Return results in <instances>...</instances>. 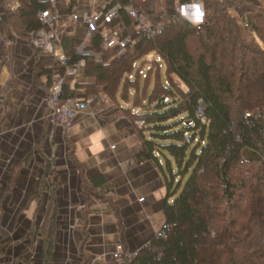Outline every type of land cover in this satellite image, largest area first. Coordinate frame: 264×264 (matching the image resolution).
<instances>
[{"label":"trees","instance_id":"obj_1","mask_svg":"<svg viewBox=\"0 0 264 264\" xmlns=\"http://www.w3.org/2000/svg\"><path fill=\"white\" fill-rule=\"evenodd\" d=\"M12 1L3 0L6 23L16 36L27 39L41 28L39 12L50 5L44 0H19L20 8L12 11L7 6ZM191 1L132 0L131 5L152 19L164 8L179 20L163 34L147 39L133 32L131 19L122 12L116 26L125 25L139 40L123 56L118 50L103 49L99 31L93 33V55L78 53L75 39L69 36L63 37L62 46L71 57L69 65L85 62L87 81L77 87L88 96L103 88L118 104L123 81L126 101L130 87H136L133 105L124 111L131 115L135 129H139L136 120L145 122L139 130L144 141L139 160L156 162L164 180L168 199L164 223L172 229L164 239L153 238L125 264H264V120L245 119L247 113L264 114V47L252 34L255 31L264 45V6L248 0H201L206 17L195 25L175 11L177 5ZM70 3L77 5L76 0ZM244 23L250 28L244 29ZM150 53L166 66L164 84L157 61L145 78L139 73L143 65L132 74L134 64ZM39 60L49 82L65 71L55 67L53 59L40 56ZM154 74L157 82L148 96ZM141 80L146 81L143 96ZM73 97L74 91L66 85L60 102ZM102 184L103 179L91 182L93 188ZM55 224V209L49 205L40 233L46 241L45 258L52 253Z\"/></svg>","mask_w":264,"mask_h":264},{"label":"crops","instance_id":"obj_2","mask_svg":"<svg viewBox=\"0 0 264 264\" xmlns=\"http://www.w3.org/2000/svg\"><path fill=\"white\" fill-rule=\"evenodd\" d=\"M248 1L264 6V0ZM77 5L76 10H92L89 0ZM182 14L194 24L203 21L202 1L184 4ZM63 27L80 53H91L83 22L68 19ZM37 53L7 25L0 0V264H117L112 254L119 242L125 250H142L164 224L162 174L156 162L139 160L144 141L125 116L127 109L109 103L103 88L88 96L77 87L87 81L84 69L67 77L66 85L76 98H90L88 108L52 124L49 78H38ZM24 117L44 123L27 130ZM96 179L104 184L93 188ZM49 205L56 224L52 253L45 258L40 233ZM1 233L8 235L7 244Z\"/></svg>","mask_w":264,"mask_h":264},{"label":"built area","instance_id":"obj_3","mask_svg":"<svg viewBox=\"0 0 264 264\" xmlns=\"http://www.w3.org/2000/svg\"><path fill=\"white\" fill-rule=\"evenodd\" d=\"M44 1L49 3L50 8L39 12L41 28L37 31H31L27 41L40 54V56L53 59V64L55 67L65 69L63 74L58 72L53 76L52 85L50 88V96L48 99V103L54 111L56 120L62 124L65 122V120L73 118L75 114L85 111L91 101L90 98L80 100L74 96L73 98L66 100L63 104L60 102L63 89L67 84V77L78 76L85 66L84 61H79L75 65H69L71 62V57L66 55L64 52L62 39L64 36H66V32L63 25L68 19L73 24L83 22L86 27L85 36L86 40L91 43V53L85 55H93V33L95 31H99L103 49L118 50V56H123L132 51L139 41L138 39L134 38L132 34L127 32L128 30L125 25L118 24L116 26V24L121 19L122 12H124L131 19L130 28L133 30V32L147 39H154L155 37L163 34L168 26L176 24L179 20L177 15H169L164 8L161 9L160 15L152 19L146 14L144 10L131 5L132 0H89L92 5L91 11H79V9L76 10L75 8L78 5L72 7L70 0ZM128 2L129 5L126 4ZM20 5L21 4L19 0H13L12 2L7 3V6L12 11H17L20 8ZM63 6L67 7V11L63 10ZM182 9L183 5H177L175 7V11L182 18L187 19L182 14ZM202 23L203 22H199L195 25H200ZM242 27L244 29H249L250 25L249 23H244L242 24ZM252 34L258 41L259 38L257 37L256 32L252 31ZM260 46L264 47L262 42H260ZM78 53L80 52L78 51ZM96 58L98 60L101 59L99 55H96ZM135 66L136 64H134V67ZM139 73L144 78L146 77V73L143 70H140ZM165 100L167 101V99ZM250 117L255 118L256 120L262 117L264 120V114L257 115L254 113H247L245 115V119ZM136 125L139 129H142L145 125V122L140 120L136 122ZM262 137L264 139V132H262ZM247 151L250 152V154L256 153L258 155V153L252 149H247ZM143 200L144 198L140 199V201ZM1 218L2 214L0 213V220ZM171 229V225L164 223L162 227L156 232L154 238H166ZM140 251L141 250H125L123 244L119 242L116 245V249L113 252L112 257L117 264H125L126 261L137 257Z\"/></svg>","mask_w":264,"mask_h":264},{"label":"rangeland","instance_id":"obj_4","mask_svg":"<svg viewBox=\"0 0 264 264\" xmlns=\"http://www.w3.org/2000/svg\"><path fill=\"white\" fill-rule=\"evenodd\" d=\"M3 6H4V3H3ZM205 17H206V11H204V20H205ZM201 22H204V21H201ZM257 35V34H256ZM255 37V36H254ZM258 37V36H257ZM259 38V37H258ZM256 39V38H255ZM257 41V40H256ZM259 41V42H258ZM258 43L260 44V42H262L261 41V39H258ZM40 54L39 53H37V58H36V61H35V70L36 71H38L39 72V79H40V77H42V76H44V74H43V71L41 70V68H42V65H39V63H40ZM153 61H157V62H159V63H161V65H162V69H161V72H160V81H161V83H165V81L168 79V76H167V72H166V66H165V64H164V62H162L161 61V59H160V57L156 54V53H150L149 55H147V56H145L144 58H142L141 60H139L137 63H136V66H135V68H134V70H133V72H132V74L135 76L136 75V73H137V71H138V69L140 68V66H142L143 65V67H142V70L145 72V73H147V71H149L150 69H151V67H152V65H153ZM39 65V66H38ZM54 65V64H53ZM85 72V71H84ZM42 75V76H41ZM173 80H174V82H176V83H180V81H179V79L177 78V77H173ZM41 81V83H42V81L43 80H40ZM156 82H157V79H156V76H155V74L151 77V80H150V82H149V84H148V90H147V95L149 96L152 92H153V90H154V87H155V84H156ZM43 84V83H42ZM44 85V84H43ZM45 89H46V91H48V95H50V88H51V85H52V81L51 82H49V80L48 81H46V83H45ZM139 87H140V92H141V96H143V93H144V90H145V88H146V81L145 80H141L140 82H139ZM101 89V88H100ZM99 89V90H100ZM47 93V92H46ZM123 93H124V81H123V83H122V85H121V87H120V89H119V91H118V93H117V96H116V98H117V102H118V104H120L122 107H124V108H126V109H130L131 107H132V105H133V102H134V97H135V95H136V87H130V89L128 90V99H127V101H126V99H124V97H123ZM98 94V93H97ZM96 94V95H97ZM94 96V95H93ZM107 97V96H106ZM49 99V98H48ZM108 100H109V103H112V104H115V105H117L118 106V104L117 103H115L114 101H111L109 98H108ZM128 102V103H127ZM41 109H45L44 108V106H42V108ZM124 114H125V116L129 119V121L131 122V125H133L134 126V124L132 123V118H131V115L129 114V113H126V112H124ZM201 115V114H200ZM35 118L34 117H24V120L23 121H21V122H23L24 124H23V126H24V128H28L27 130H31L32 128H34L35 126H37L36 124H42V123H44L43 121L42 122H38L37 123V121L36 122H34L35 120H34ZM32 121L34 122V124L32 123ZM137 121H140V120H136L135 121V124H136V122ZM36 123V124H35ZM56 123H59L57 120H56V118H54V120L52 121V124H56ZM32 124V125H31ZM65 126V125H64ZM25 130V129H24ZM18 131H20V129L18 130L17 129V131H15V132H13L12 134H15V133H19ZM18 135H21V134H18ZM24 138V137H23ZM8 155V154H7ZM10 155V154H9ZM11 157H9L7 160H6V165H5V168L7 169V167H9L10 165H11V162H12V155H10ZM249 156V154H246L245 153V158H249L248 157ZM3 236H5V241H6V243L5 244H7L8 243V241H7V238H8V235H6V233H1Z\"/></svg>","mask_w":264,"mask_h":264}]
</instances>
